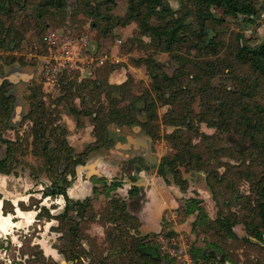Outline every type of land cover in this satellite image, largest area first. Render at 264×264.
Returning <instances> with one entry per match:
<instances>
[{"label":"rangeland","instance_id":"374dc122","mask_svg":"<svg viewBox=\"0 0 264 264\" xmlns=\"http://www.w3.org/2000/svg\"><path fill=\"white\" fill-rule=\"evenodd\" d=\"M42 1L0 0V159L7 156L10 167L0 174L22 198L18 206L35 213L0 234V264H169L166 255L178 263L170 253L178 245L189 264H227L223 255L236 264H264V243L251 233L254 223L262 230L255 191L264 164L254 144L264 129V81L236 56L241 45L264 40V0L251 18L212 6L216 18L206 27L193 1L165 0L187 30L168 50L126 18L127 0ZM157 15L147 21L161 23ZM53 27L87 35L96 60L48 84L42 56ZM209 37L216 50L205 45ZM157 68L173 76V87L156 88ZM134 95L145 97L137 121L108 122L96 140L92 112L125 107ZM43 127L45 151L36 135ZM72 153L85 162L73 168ZM135 166L144 169V189H165L174 206L157 232L142 233L124 199ZM59 186L80 204L65 211L61 194H43ZM111 198L124 201L125 210L113 209ZM187 205L207 216L195 221L197 210L187 212ZM144 242L157 247L159 259L144 258Z\"/></svg>","mask_w":264,"mask_h":264},{"label":"trees","instance_id":"16d2710c","mask_svg":"<svg viewBox=\"0 0 264 264\" xmlns=\"http://www.w3.org/2000/svg\"><path fill=\"white\" fill-rule=\"evenodd\" d=\"M193 1L196 12H197V18H199V25L202 27L205 26V22L208 19H215L212 12V6H217L222 9L223 13L226 15L231 16H237L242 15L247 18H251V16L255 15L258 11L257 7V0H190ZM43 5L48 4H55L59 5L60 0H43L41 2ZM1 9V6H0ZM187 14L189 13L188 10H186ZM158 13L157 19L160 20L161 23L158 24H151L147 21V16L150 14ZM186 14V15H187ZM185 15V14H184ZM126 18L128 20H138L141 28L143 31L149 32L154 39L158 41L159 44H164L165 49L168 50L173 46L174 43H177L182 39V36L187 31L186 28V21L184 20L183 16H173L172 9L167 5L165 0H127V11H126ZM206 30V29H205ZM2 39H0L1 44ZM205 45L209 47L212 50H216V42L212 40V38H208L205 42ZM238 60L243 63H247L251 66L252 69L258 72L260 77L264 81V40L257 44L256 46H247V45H241L239 50L236 54ZM155 68L158 67L157 63L153 62L152 64ZM71 70V68H64L61 74ZM60 74V75H61ZM62 76V75H61ZM60 76V77H61ZM151 78L154 81V84L156 88L160 91L162 87H173L175 80L173 79V76H169L165 73H162L159 71V69H151ZM145 97L142 95H134L128 100V104L125 107H118L113 108L111 110L104 111V107H100V109L94 110L92 113L94 114V134L96 135L97 140V133L99 135L100 130L105 129V124L111 121H117L119 123H126L130 124L135 121H137V114L138 112L144 107L145 104ZM259 110H264V107H260ZM74 112V110H72ZM152 113H150V118L152 117ZM46 127H43L40 129L36 135L40 136L42 139V143L40 144V148L42 151H45L46 149H50L49 145L47 144V138L46 135ZM250 132V131H249ZM258 133L261 134V136L258 138L259 141L254 144L255 147L258 148V151L260 152V164H264V129L261 127L258 129ZM256 138V139H257ZM7 144V148L9 146V141L6 139H3ZM71 149V148H70ZM69 149V150H70ZM59 152V150H57ZM70 152V151H69ZM69 159L72 163V167L74 168L77 164H82L85 162L84 158H82V153H72L69 155ZM60 158L58 159V162H60ZM10 167L8 166V157L4 156L0 159V173H9ZM74 172V171H73ZM160 174L164 175V172L160 171ZM116 185H120V182L114 183ZM129 194H136L138 192L137 186H131L129 189ZM256 193V200H255V206L257 207V215L259 219V226H261L262 230L258 229L257 226L254 225L252 236H254L257 240L264 243V237L262 236L261 232H264V172L261 173V176L259 177V188ZM43 194H61L65 199L64 204V210H68L69 208H72L74 205H79L80 202L76 200H71L67 194L65 193V189L63 186L57 187V189H50L46 193L43 192ZM6 200H4L5 202ZM110 206L113 209H119L124 211L125 210V203L121 199H113L110 200ZM189 205L186 206L187 212H194L197 210V215L195 217V221L198 218L206 217L207 214L204 211L202 207H197L196 209H191L189 211ZM12 211V206L10 209H6L3 205V212ZM111 214H114V210L110 211ZM110 214V215H111ZM49 217L51 215H48ZM226 217H218L216 218L215 222L219 224L221 227H225L227 230V233L231 235L232 237H236L237 235L233 232L231 229V223L228 221H225ZM241 239L247 240L248 238L242 237ZM143 256L147 261L150 260H157L160 258L159 253L157 252V247L152 243L144 242L143 245ZM201 256H205L206 253L204 251L200 252ZM222 254V253H221ZM214 255L212 252H209L207 257H211ZM223 255V254H222ZM223 260H226L228 262L227 264H236L232 259L227 258V256H224ZM165 261L169 264H178L175 261V258L170 257L169 255H166L164 257ZM220 259V258H219Z\"/></svg>","mask_w":264,"mask_h":264},{"label":"crops","instance_id":"0c3cea01","mask_svg":"<svg viewBox=\"0 0 264 264\" xmlns=\"http://www.w3.org/2000/svg\"><path fill=\"white\" fill-rule=\"evenodd\" d=\"M144 169L140 166H135L131 172L133 174V181L126 188L124 199L128 204L129 211L135 214L140 220L139 229L142 233L157 232L162 228V216H167L168 210L174 206L168 199L165 198L163 191L165 189H144ZM6 178L0 174V234L9 228H16L17 226L24 225L34 216L32 209H22L18 206L22 202V198L14 194L13 189H7L5 186ZM131 186H137L138 192L136 194H129ZM78 192V191H75ZM28 194H31L29 192ZM72 197L70 191L67 193ZM145 195V201H144ZM4 200H7L11 206V212H3ZM131 202V204H130ZM132 205V206H131ZM172 213L169 214L171 219ZM167 218V217H166Z\"/></svg>","mask_w":264,"mask_h":264},{"label":"built area","instance_id":"2783aa9c","mask_svg":"<svg viewBox=\"0 0 264 264\" xmlns=\"http://www.w3.org/2000/svg\"><path fill=\"white\" fill-rule=\"evenodd\" d=\"M72 34L63 27L49 28L44 37L45 53L42 56V77L48 84L54 83L64 68H82L85 64L94 62L89 37L87 35ZM101 62V61H97ZM160 241H164L162 236ZM180 264L190 263V257L182 246L178 245L170 252Z\"/></svg>","mask_w":264,"mask_h":264}]
</instances>
